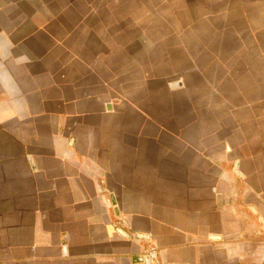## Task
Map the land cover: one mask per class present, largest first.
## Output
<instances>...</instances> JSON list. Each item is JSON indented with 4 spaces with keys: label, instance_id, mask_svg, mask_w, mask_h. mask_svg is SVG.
<instances>
[{
    "label": "crops",
    "instance_id": "obj_1",
    "mask_svg": "<svg viewBox=\"0 0 264 264\" xmlns=\"http://www.w3.org/2000/svg\"><path fill=\"white\" fill-rule=\"evenodd\" d=\"M0 264H264V0H0Z\"/></svg>",
    "mask_w": 264,
    "mask_h": 264
},
{
    "label": "rangeland",
    "instance_id": "obj_2",
    "mask_svg": "<svg viewBox=\"0 0 264 264\" xmlns=\"http://www.w3.org/2000/svg\"><path fill=\"white\" fill-rule=\"evenodd\" d=\"M240 50H242L243 52H247V51H250V53H251V55H256L255 54V51H256V49H254V48H250V49H237V52L238 51H240ZM236 67H238V66H240L241 67V70H240V72H244V66L243 65H241V64H236L235 65ZM183 68H184V66L183 65H176V72L177 73H179V72H183ZM258 70H259V65H258V63H252V65H251V71H252V73L254 74V73H257L258 72ZM175 76H179V74H176Z\"/></svg>",
    "mask_w": 264,
    "mask_h": 264
},
{
    "label": "water",
    "instance_id": "obj_3",
    "mask_svg": "<svg viewBox=\"0 0 264 264\" xmlns=\"http://www.w3.org/2000/svg\"><path fill=\"white\" fill-rule=\"evenodd\" d=\"M146 260H147V258H146Z\"/></svg>",
    "mask_w": 264,
    "mask_h": 264
}]
</instances>
